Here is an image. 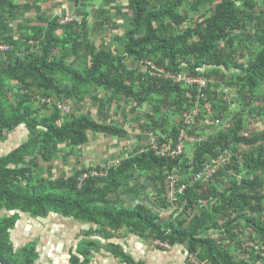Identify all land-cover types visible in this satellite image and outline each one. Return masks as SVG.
<instances>
[{"label": "trees", "instance_id": "trees-1", "mask_svg": "<svg viewBox=\"0 0 264 264\" xmlns=\"http://www.w3.org/2000/svg\"><path fill=\"white\" fill-rule=\"evenodd\" d=\"M49 1L0 0V44L7 45L0 51V141L16 128L25 132L0 153L1 264H35L36 242L15 247L13 230L22 214L50 213L97 224L107 238L128 228L186 243L206 264H264L260 254L230 250L251 240L264 252V128L252 132L245 122L264 94V0H66L75 5L66 22L42 13ZM114 26L122 33L104 37ZM158 69L204 77L206 86L174 83ZM87 98L95 117L90 103L80 111ZM113 102L134 113L149 105L142 126L161 143L175 144L182 129L198 140L176 158L137 143L117 163L54 174L55 160L67 163L92 137L128 138ZM195 103L196 120H210L206 129L185 124L183 114ZM221 155L229 163L207 181L192 182L203 162ZM93 169L106 174L79 180ZM173 169L187 187L162 217L164 173ZM143 173L157 206L115 203L122 188L139 194L131 182ZM78 251L86 253V246ZM83 263L71 255L70 264Z\"/></svg>", "mask_w": 264, "mask_h": 264}, {"label": "crops", "instance_id": "crops-1", "mask_svg": "<svg viewBox=\"0 0 264 264\" xmlns=\"http://www.w3.org/2000/svg\"><path fill=\"white\" fill-rule=\"evenodd\" d=\"M131 183L133 189H140L139 194L122 188L114 197L115 203L133 205L141 200L147 207L157 206L155 187L148 177ZM20 228L29 232L22 245L27 241L36 242L39 258L35 264H70L71 255L78 256L83 264H185L191 253L186 243L163 247L156 245L150 235L142 236L128 228L112 231V236L107 238L97 224L56 213L46 217L22 214L15 231L19 232ZM17 245L18 248L22 246ZM81 245L86 246V253L78 251ZM232 252L238 256L241 254Z\"/></svg>", "mask_w": 264, "mask_h": 264}, {"label": "rangeland", "instance_id": "rangeland-1", "mask_svg": "<svg viewBox=\"0 0 264 264\" xmlns=\"http://www.w3.org/2000/svg\"><path fill=\"white\" fill-rule=\"evenodd\" d=\"M125 3V0H120ZM122 2V3H123ZM120 6V4H118ZM75 9V5L71 1H66V0H51L47 3H43L42 7V13L45 16H53V15H62L65 17L73 16V12ZM83 10V9H82ZM125 12V8L123 9ZM121 18V17H119ZM109 28L107 27V30ZM113 32L115 33H122V28H116L114 26V29L105 31L104 37L109 34L108 32ZM110 32V33H111ZM96 42H100L101 39L97 37H93ZM225 100H232L234 97L228 93H224ZM221 96V94H220ZM256 99V98H255ZM88 102V104H87ZM93 102V101H92ZM92 102H90L89 98H87L83 102V108L80 111H85L87 105H90ZM90 103V104H89ZM93 104V103H92ZM91 104V116L95 117L97 109L94 105ZM113 110L117 114L114 115L113 117L115 118V121L121 122L120 124L124 125V127L128 130L129 136L127 139L125 138H117V137H97V140H95V137H92V142L89 143L87 146H84V148L78 150L77 152H74L73 155L69 157V161L65 163V159L63 158L62 160H55L53 162V172L54 174L58 175L60 172H70L74 168H79V167H87V166H96L100 162L103 164H107V162L112 163V162H118L122 157H126L128 154H130L132 148L137 145V143L145 144L147 141V136L145 135L146 129L143 128V123L145 121L146 114L145 112H151L149 109V105L147 106H142L138 110V112L134 113L130 109V105H124L123 108H119L117 106V102H113ZM206 108L209 109V105L206 106ZM254 111L251 113H246L245 115V122L246 126L249 127V129L252 132H258L261 129L264 128V94H259L257 97V100L254 102ZM79 111V110H78ZM162 115L164 114L161 113ZM205 122L203 123L201 119L196 120L195 125L200 127V128H207L204 124L210 123L209 119H205ZM224 122V121H223ZM227 125V123H226ZM25 135L24 129L23 128H16L14 131L8 132L5 136V139L0 141V153H3L5 151H8L9 149L13 148L17 143L23 140ZM118 146V147H117ZM118 148V149H117ZM191 148V143L187 142L185 145V150H190ZM183 154V153H182ZM77 156V157H76ZM191 157L192 155L189 154ZM46 166H43L41 168V172H44L46 175ZM147 174L143 173L142 175H138L136 180H142L145 179ZM3 211H0V214ZM16 228V227H15ZM15 228L13 232L15 231ZM17 231V230H16ZM14 233L12 235V240L15 244L16 247H18L17 244L22 245L21 243L24 241V239H27L29 237V232L20 228L19 232ZM251 241V240H249ZM245 241V242H249ZM245 242H241L245 243ZM240 244V247H241ZM234 246V244H233ZM234 248V247H233ZM230 248L232 251H239L241 254L240 256H244L243 252L244 250H241L236 248ZM236 249V250H235Z\"/></svg>", "mask_w": 264, "mask_h": 264}, {"label": "built area", "instance_id": "built-area-1", "mask_svg": "<svg viewBox=\"0 0 264 264\" xmlns=\"http://www.w3.org/2000/svg\"><path fill=\"white\" fill-rule=\"evenodd\" d=\"M74 16H69L63 18L62 22L70 21L73 19ZM7 45L0 44V51L6 50ZM154 67V66H152ZM158 75L163 76L164 78L171 79L174 83L183 82L186 85H198L199 89L206 86V79L201 76H194L185 73H170L165 72L163 69H158ZM156 72H153V74ZM58 108L62 111H67L69 109L68 106H63L58 104ZM198 108L197 103H195V107L187 111L183 114L185 124L187 125H194L196 123V118L198 116ZM147 136V141L145 144H142L144 147L141 149L142 151L145 149H152L154 150L155 154L160 157L165 158H176L181 156L185 150V145L189 141H196L198 138L192 137L187 135L185 130H181L180 136L177 139L175 144L172 143V140L166 142H159L157 136L152 131L145 132ZM230 157L226 155H221L219 158L210 157L205 162H203L201 168L193 174L192 182H199V181H207L220 167L224 166L225 164L229 163ZM106 172L104 170H97L93 169L89 172L83 173L79 180L81 181L83 178L92 175V176H104ZM187 187V183L182 182L181 176L177 173L176 169L164 173V180H163V188H164V198L168 204L166 208L159 209V215L165 216L170 214L177 206L179 196L182 195ZM156 245H160L163 247H169L171 244L167 241H163L160 239H153ZM241 250L248 255L251 252L255 254H260L264 256V252L262 251V247H260L256 241H249L241 244ZM246 255V256H247ZM185 264H206L204 261L198 259L193 253H189Z\"/></svg>", "mask_w": 264, "mask_h": 264}, {"label": "water", "instance_id": "water-1", "mask_svg": "<svg viewBox=\"0 0 264 264\" xmlns=\"http://www.w3.org/2000/svg\"><path fill=\"white\" fill-rule=\"evenodd\" d=\"M0 264H1V262H0Z\"/></svg>", "mask_w": 264, "mask_h": 264}]
</instances>
